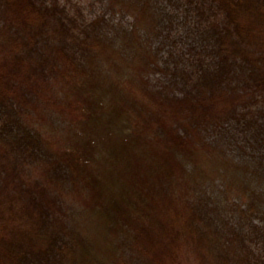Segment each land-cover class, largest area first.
<instances>
[{
  "label": "trees",
  "instance_id": "trees-1",
  "mask_svg": "<svg viewBox=\"0 0 264 264\" xmlns=\"http://www.w3.org/2000/svg\"><path fill=\"white\" fill-rule=\"evenodd\" d=\"M94 4L0 0V264H264V191L236 220L195 180L198 159L239 149L264 183V0ZM114 55L119 82L99 64ZM65 114L101 132L56 147L46 118Z\"/></svg>",
  "mask_w": 264,
  "mask_h": 264
},
{
  "label": "rangeland",
  "instance_id": "rangeland-1",
  "mask_svg": "<svg viewBox=\"0 0 264 264\" xmlns=\"http://www.w3.org/2000/svg\"><path fill=\"white\" fill-rule=\"evenodd\" d=\"M81 2V5L84 8V11L88 16L93 15L99 9L101 6L98 4H94L91 8L86 9V4L90 0H79ZM97 2V1H96ZM95 3V2H94ZM85 6V7H84ZM103 10V8H102ZM90 11V12H89ZM123 17L126 23L129 21V18L127 14H125ZM176 34L177 32L174 31ZM150 41L154 44L152 45L154 48L159 46L160 42V37H157V39L151 38ZM130 50V49H126ZM128 56V54L126 53ZM120 61L116 55L111 57V59L100 62L101 70H104V74L106 77H108L109 81H120L121 76L125 73V70L121 69L119 70V66L124 67L123 65L120 64ZM131 62L127 61L126 65H130ZM101 75V74H100ZM157 75H154V78H156ZM152 82V81H151ZM115 95L113 91L111 92H106L100 93V96L103 98L104 102H107V100H111L113 98L112 96ZM82 94L83 97L86 96V93L83 92ZM92 99H96L98 96L93 95ZM73 98L75 96L73 95ZM85 107V106H84ZM61 115V114H59ZM57 115L55 117H47L46 120L48 121V126H47V132L46 136L49 137L53 144L58 147H64L68 146L72 142H70V139L74 137L75 139L79 140L77 142V145L83 144V141H93L97 135H99L100 128L104 129L106 126L100 125V123L105 120L107 117L106 114L102 111L100 115V121L99 125L97 126L96 122V117L94 114H92V117L89 119V121L82 119L81 124L79 126L77 125L76 127H70L67 124V121L70 119L68 114L62 115L61 119L60 116ZM78 120V119H77ZM77 123V121H76ZM115 124V123H114ZM124 125V124H123ZM115 127L117 126L116 124L114 125ZM119 127H121L119 125ZM127 130V127H124ZM120 130V129H119ZM126 130L123 132L125 133ZM121 131V130H120ZM119 131L116 130V133ZM77 134H80L79 137H76ZM94 135V136H93ZM93 140H88L89 138H92ZM82 141V142H81ZM93 153L95 154V148L93 147ZM244 153L237 149L236 153L232 155L234 158L232 163L228 161V164H225L224 162L220 161V156L217 154H213V159L210 158L208 155L201 157L198 159V166L199 169L196 174V181L197 183L200 184V190H205L210 197L207 195V200L209 201L210 205L212 206L213 213L214 214H219V215H225V214H232L234 219L238 220V217L240 215L239 212V204L237 202V199L242 201V200H247L249 192H251V188H253L252 185L258 186L256 189L259 191H264V183L257 184V183H252L250 184L248 181L250 179L255 178L252 175L253 169L251 165H249V161L246 162V159L244 157ZM236 164L237 170L234 169L233 164ZM198 173L200 174L198 176ZM244 182V183H243ZM247 183V184H245ZM244 194L242 199V195ZM68 202H71L68 207H69V213L72 216V220L75 221V223H78L80 226L82 225L84 228L92 223H95L96 216L92 213L90 207H89V201L87 200V197H76V196H70L67 197ZM84 205V206H83ZM238 206V207H237ZM257 220V219H256ZM220 226V223L216 220L212 222L210 225L209 229L211 231H215L218 229ZM91 232L94 233L93 229L91 228ZM194 264V263H190Z\"/></svg>",
  "mask_w": 264,
  "mask_h": 264
}]
</instances>
